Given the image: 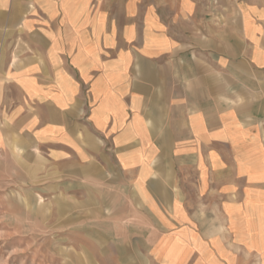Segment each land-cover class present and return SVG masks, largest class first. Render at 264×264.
Segmentation results:
<instances>
[{
  "label": "crops",
  "instance_id": "1",
  "mask_svg": "<svg viewBox=\"0 0 264 264\" xmlns=\"http://www.w3.org/2000/svg\"><path fill=\"white\" fill-rule=\"evenodd\" d=\"M9 151L128 264H264V0H0Z\"/></svg>",
  "mask_w": 264,
  "mask_h": 264
},
{
  "label": "rangeland",
  "instance_id": "2",
  "mask_svg": "<svg viewBox=\"0 0 264 264\" xmlns=\"http://www.w3.org/2000/svg\"><path fill=\"white\" fill-rule=\"evenodd\" d=\"M44 169L0 152V264H128L124 217L96 214Z\"/></svg>",
  "mask_w": 264,
  "mask_h": 264
}]
</instances>
